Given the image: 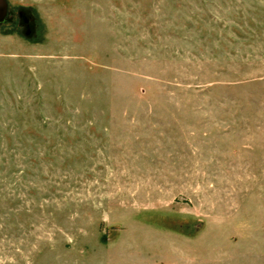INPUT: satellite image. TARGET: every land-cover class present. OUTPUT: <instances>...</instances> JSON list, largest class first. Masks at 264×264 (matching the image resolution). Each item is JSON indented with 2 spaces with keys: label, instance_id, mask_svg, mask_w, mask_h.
Returning a JSON list of instances; mask_svg holds the SVG:
<instances>
[{
  "label": "rangeland",
  "instance_id": "rangeland-1",
  "mask_svg": "<svg viewBox=\"0 0 264 264\" xmlns=\"http://www.w3.org/2000/svg\"><path fill=\"white\" fill-rule=\"evenodd\" d=\"M0 264H264V0H5Z\"/></svg>",
  "mask_w": 264,
  "mask_h": 264
},
{
  "label": "water",
  "instance_id": "water-1",
  "mask_svg": "<svg viewBox=\"0 0 264 264\" xmlns=\"http://www.w3.org/2000/svg\"><path fill=\"white\" fill-rule=\"evenodd\" d=\"M6 1L5 0H0V23L4 21L6 17Z\"/></svg>",
  "mask_w": 264,
  "mask_h": 264
}]
</instances>
